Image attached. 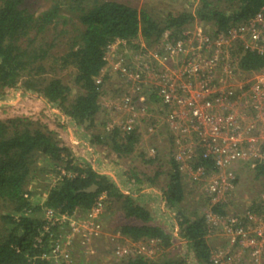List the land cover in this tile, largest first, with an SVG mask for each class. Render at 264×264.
I'll use <instances>...</instances> for the list:
<instances>
[{"label":"trees","instance_id":"trees-1","mask_svg":"<svg viewBox=\"0 0 264 264\" xmlns=\"http://www.w3.org/2000/svg\"><path fill=\"white\" fill-rule=\"evenodd\" d=\"M213 1L203 0V10L196 16L201 21L211 22L218 33L228 32L235 26L248 23L259 13H264V0ZM25 2L0 0V102L6 99L8 90L21 91L30 97L41 98L50 108L59 109L78 125L86 126L88 131L96 128V118L103 111L100 101L109 80L104 75L108 68V48L118 40L131 43L138 39L153 46L160 42L167 31L180 37L196 19L189 13H183L169 16L168 21L161 25L144 11L111 0H54L47 10L35 16L25 7ZM221 5L225 9H221ZM66 8L72 16L78 14L84 29L75 30L77 36L70 39L67 50L57 57L52 54L53 49L57 48L56 42L69 33L62 30L51 42H45L44 37L50 26L58 25L62 20L65 25L72 22L73 18L63 14ZM49 60L53 63L48 68L46 63ZM56 66L59 71L73 67L74 83L84 94L71 101L72 88L60 78H48L50 72L58 71ZM241 68L247 73L263 71L264 57L247 52L242 58ZM139 137L138 132L126 134L121 128L115 127L109 132L93 135L91 143L95 146L107 143L119 158L129 159L136 151ZM169 156L172 167L168 172L169 184L163 200L168 209L181 219L180 237L190 245L197 262L214 264V257L221 251L209 244L208 237L218 228H221L218 232L227 234L225 227L230 223L215 227L208 223L207 215H195L191 219L182 213L186 198L183 182L185 173L172 154ZM37 157H44L61 178L48 192L43 205L34 203L33 194L26 190ZM148 163L154 164L155 160ZM77 164L78 160L71 149L63 146L57 135L40 121L26 118L0 120V203L12 206L0 219L6 230L0 238V264H68L44 258L59 242L58 237L69 232L68 226L65 224L52 228L54 237L50 234L42 236L46 219L40 215L44 211L45 216L47 210H52L60 216L73 217L78 214L84 218L102 195L106 196L105 204L111 200L121 203L125 221L139 223L120 226L122 237L133 243L155 241L165 248L172 245L171 235L161 227L152 225V213L133 196V193L141 192L139 186H135V190L131 187L130 194H125L109 177L97 173L88 165ZM202 164L211 166L208 161ZM59 167L70 171L72 176L61 177L56 171ZM257 170L259 175L264 176V165H259ZM131 175L141 181L136 172L131 171ZM148 181L152 183L154 179ZM94 186L98 189L89 193L88 190ZM206 200L214 214L223 219L227 217L230 204L227 199L212 204V198L207 195ZM263 204L261 201L246 212L259 214ZM246 212L242 213L243 216ZM235 216H238V223L243 226L250 223L246 217ZM232 257L230 253L224 261H233ZM124 261L125 264L188 263L170 258L156 262L141 254H131Z\"/></svg>","mask_w":264,"mask_h":264},{"label":"built area","instance_id":"built-area-1","mask_svg":"<svg viewBox=\"0 0 264 264\" xmlns=\"http://www.w3.org/2000/svg\"><path fill=\"white\" fill-rule=\"evenodd\" d=\"M146 44L143 39L131 43L118 40L107 50L108 65L114 62L113 72L126 85L112 108L119 115L113 124L126 134L139 133L143 125L152 134L163 125L170 126L169 151L181 171L194 183L208 184L206 193L212 204L226 201L236 189L238 165L248 164L253 169L264 165V132L254 125L246 126V114L240 113L249 110L251 118L264 117V70L247 73L241 68L247 52L264 57V13L225 33L216 30L203 34L185 28L180 37L165 33L160 42L148 46L150 50ZM157 46L162 49L156 51ZM207 161L211 166L202 164ZM66 175L72 176H61ZM105 200L102 195L84 218L47 210L42 236L54 237L52 228L58 225L66 224L69 232L58 237L59 242L44 258L69 263V248L76 237L84 235L85 241L100 237ZM206 217L215 227L230 223L225 229L232 236L231 242L243 250L239 257L233 255L234 259L248 256L259 264V255L264 253V214L246 212L242 217L248 218L247 226L238 223V216L225 222L226 218L209 211ZM230 253L221 251L214 257V264H222ZM116 254L125 258L132 252L120 249Z\"/></svg>","mask_w":264,"mask_h":264},{"label":"rangeland","instance_id":"rangeland-1","mask_svg":"<svg viewBox=\"0 0 264 264\" xmlns=\"http://www.w3.org/2000/svg\"><path fill=\"white\" fill-rule=\"evenodd\" d=\"M52 1L54 0H26L25 7L31 13L35 14V16H38L52 5ZM111 1H117L138 11H144L150 14L151 17L161 25L168 21L169 16H179L183 13H189L196 17V19L193 24L187 28H190V30L201 31L203 34H213L216 31L215 28L212 27L213 25L211 22L201 21L196 16L197 13L203 10V0ZM220 7L221 9H225L224 5H221ZM63 11L65 16L68 18H73L72 22L65 25L63 24L64 20H62L58 25L50 26L44 37L45 42H51L62 30H65L69 33L64 37H61L60 40L56 42L57 48L53 49L52 54L53 56L57 57H60L67 50V43H70V39L77 36L75 30L84 29L83 25L80 23L78 14L76 16H72L67 8L63 9ZM145 46L148 47L149 44H146ZM158 46L155 47L157 48L156 51L162 49ZM52 63V60H49L46 63V66L49 68ZM113 65L114 62L111 60L107 68V74H104L108 76L109 80L106 82L104 87L105 95L100 101L103 111H101L97 116L95 124L96 128L93 130L88 131L86 126H81L78 124L76 126L68 124V122H70L69 117L63 114L59 109L55 107L46 108L45 104L42 103L41 98L30 97L17 90H8L6 93V99L0 102V120L6 121L15 118H26L35 122L40 121L57 135L63 146L71 149L73 156L76 159H82V157H77V155L80 154L88 157L89 147L85 146V144L82 147L79 146V133L75 131V129L78 128L80 132L85 131L89 133L91 137H93L95 134L113 130V128L116 127L113 124V120H116L117 123V120L119 119V115H117V112L112 110V108L114 104L118 103L117 101L122 97V93L126 90V85L125 81L120 76H118V74L113 72ZM56 69L58 71L50 72L48 78L57 77L68 84L72 88V96L70 98L71 101L84 94L83 91L74 83L75 69L73 67L64 71H59V67L56 66ZM106 106L109 107L106 108ZM158 111L159 109L156 110V112ZM242 112L246 114L245 118L248 119L245 124L246 126L254 125L258 131L261 130L264 132L263 115L259 119L257 118V120L256 118H251L252 113L249 110H240V113ZM104 125L106 127H104ZM147 128V125L139 127L138 134L140 136V142L137 145L136 151L129 159H119V157L111 150V148L107 146V143H105L103 146H96L97 148H95L97 150V154L101 159H103V161L100 162L103 164L104 168L102 165H100L99 170L110 173L112 172V169L116 167L115 162H119L121 165L126 167L128 171L136 172L140 180L154 179L152 183L148 181V183L152 186H139L138 189H140L141 192L142 190L153 189L158 192V194L162 195L163 198L165 190L169 184L168 172L171 171L172 167L170 165L171 156H169V150H171L169 134L171 133L170 130L172 129L170 126L163 125L157 130L155 129V133L152 134L147 132ZM69 130H71L75 135L74 138L71 137ZM152 150H155V154H151ZM88 159L91 160L89 157ZM82 160H84V158ZM150 160H155V163L149 164L148 162ZM88 163L92 162L89 161ZM77 165H83V162H78ZM56 169V171H58L61 175L64 173L72 174L69 173L70 171L68 172L64 170L63 167ZM235 170L239 179L235 191L226 196V199L230 204L228 206V213L225 219L227 221L225 222H228V218L231 219L237 214L239 216H243L242 213L249 210L252 206H257V204L262 201V197L264 195V176L259 175L257 168L253 169L248 164L242 163L238 165ZM158 172H160V174ZM156 174H158L157 177ZM60 179V176L53 170V167H50L44 157H37L36 163L32 167V173L28 180L26 190L33 194L32 198L34 203L43 205L47 199L48 192L52 187L57 185ZM183 182L185 185L184 188L186 192V198L182 205V213H184L187 217L189 216L191 219L194 218L193 216L195 215H207V213L211 211V206L206 200V190L209 188L208 184H194L190 180L188 174L184 175ZM132 187L134 189L137 188L135 186ZM164 202L165 201H163V203ZM163 203L158 206L156 203L152 202V204L156 205H153V207L149 206L148 210L151 211L153 216L152 225L161 227L167 232V234L171 235L172 245L169 248H165L164 245L159 243L150 244L146 241L133 243L129 239L122 237L119 233L120 226L124 224L136 225L139 223L136 221H125L124 213L120 209L122 206L121 203L111 200L105 204L104 214L102 216L103 227L101 236L90 241H85L83 237L84 235L76 237L74 244L71 246L72 249L68 264H125L124 258H119L116 254L120 249H129L134 256L136 254H141L147 259L156 262L170 258L173 260L182 261L184 263L186 261L188 262L187 264H199L190 245L180 237L179 221L181 219L179 218L178 214L168 209L166 203H164L165 205H163ZM11 207L12 206L5 203H0V219L2 216L8 213V210ZM260 212L261 216L263 217L264 208H262ZM40 216L42 219L45 218L44 211ZM225 222H222V224L225 225ZM252 227L253 229L256 228V224ZM220 230L221 228H218L216 232L214 230L212 231L210 237H208L209 244L214 249L220 250L224 254H227L229 250L232 252V255H235V257H237L240 253H243V250L240 247L232 244V236L230 233L224 234L218 232ZM5 232L6 230L3 227L2 221L0 220V238L5 234ZM223 261L222 264H254L252 259L248 258V256H243L241 260L236 258L233 259V261ZM258 261L259 264H264V253L259 255Z\"/></svg>","mask_w":264,"mask_h":264},{"label":"crops","instance_id":"crops-1","mask_svg":"<svg viewBox=\"0 0 264 264\" xmlns=\"http://www.w3.org/2000/svg\"><path fill=\"white\" fill-rule=\"evenodd\" d=\"M42 103L45 104L46 108H49V106L43 100H42ZM69 121L70 122H68V124L75 125V126L77 125V123L74 122L73 120L70 119ZM75 131H77L79 133V146L82 147L85 144V146L89 147L88 157L91 159V160H89L87 156L85 157V156L80 154V155H77V157H82V159L84 158V160L77 158L78 162H83V165L86 164V165L92 167L93 170L96 171L97 173L109 177L116 186H118L122 191H124L125 194H130V192H131L130 189L132 186H143V185L144 186H152L151 184L148 183V180L146 182H145V180H142V179H141V181H137L136 177L132 176L131 172L128 171V169H126V167L121 165V163H119V162H115L116 167H114L112 169V172H110V173L109 172H102V170H99L100 165H102V167H103V164L100 162V161H103V159H101L100 156L97 154V150H96L97 147L91 143L92 142L91 135L85 131L80 132L78 130V128L75 129ZM69 132L71 134V137L74 138L75 135L72 133V131L69 130ZM93 147L94 148L96 147L95 150ZM85 159H87L88 162L91 161L92 163H88L87 160H85ZM119 159H121V158H119ZM132 189L135 190L133 187H132ZM133 194H134L133 196L136 197V200L138 201V203H140L144 207H147V209H149L148 208L149 206L153 207V205H156V204L158 206H160L164 201L162 198V195L158 194V192H156L153 189L142 190V192H140L138 194H135V193H133ZM152 202H154L156 204H152ZM164 203H163V205H165Z\"/></svg>","mask_w":264,"mask_h":264},{"label":"water","instance_id":"water-1","mask_svg":"<svg viewBox=\"0 0 264 264\" xmlns=\"http://www.w3.org/2000/svg\"><path fill=\"white\" fill-rule=\"evenodd\" d=\"M97 189H98L97 186H94V187H92L91 189H89L88 192H89V193H90V192L92 193V192H95Z\"/></svg>","mask_w":264,"mask_h":264}]
</instances>
